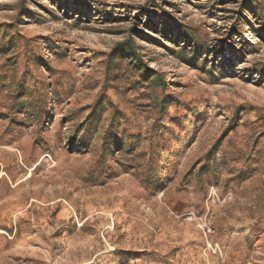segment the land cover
<instances>
[{
    "label": "rangeland",
    "instance_id": "obj_1",
    "mask_svg": "<svg viewBox=\"0 0 264 264\" xmlns=\"http://www.w3.org/2000/svg\"><path fill=\"white\" fill-rule=\"evenodd\" d=\"M0 264H264V0H0Z\"/></svg>",
    "mask_w": 264,
    "mask_h": 264
}]
</instances>
